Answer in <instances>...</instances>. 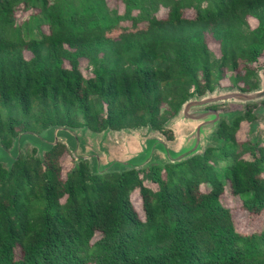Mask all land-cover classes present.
Instances as JSON below:
<instances>
[{"label": "trees", "instance_id": "1", "mask_svg": "<svg viewBox=\"0 0 264 264\" xmlns=\"http://www.w3.org/2000/svg\"><path fill=\"white\" fill-rule=\"evenodd\" d=\"M263 58L264 0H0V264H264L222 201L264 215V136L237 139L264 97L180 160H61L79 129L171 139L188 101L260 90Z\"/></svg>", "mask_w": 264, "mask_h": 264}, {"label": "rangeland", "instance_id": "2", "mask_svg": "<svg viewBox=\"0 0 264 264\" xmlns=\"http://www.w3.org/2000/svg\"><path fill=\"white\" fill-rule=\"evenodd\" d=\"M29 56L30 53L26 52ZM264 61V58L262 59ZM86 59L81 60V66H87ZM264 69V66H263ZM228 91H235L231 89H219L217 93H224ZM245 102L237 100H222L215 103L216 111H228L236 110L241 112L244 110ZM206 108V106L192 107L190 112L195 110ZM255 112L259 115L258 119L252 123L250 127L248 123L242 124L237 132V139L241 142L246 139L254 140L258 136H264V104H260L255 108ZM230 120V117H228ZM172 130L173 137L169 139L160 132L150 130L147 127L139 129H125L122 131H110L107 130L102 133H93L89 130L79 129L80 134L79 141L71 146L70 152L65 153L62 156V162L66 168H68L73 158L78 156L89 157L92 160H96L97 167L109 168L117 162H128L133 157L138 156L136 165L142 166L146 164L150 159L152 161L165 160V152L162 150L158 142H153L151 139L157 141H163L168 149H172L174 152H180L184 150L187 137L196 130L199 125L198 120H187L182 117L181 113L173 118L168 124ZM56 133V131H55ZM66 140V137H60L58 139ZM214 143L211 139L203 140V146ZM156 145V146H155ZM151 146V150L147 157L144 155V150ZM152 151V152H151ZM8 154L0 147V161H7ZM105 168V169H106ZM207 189V186H203V190ZM133 204L139 215H143L142 211V198L140 194L135 192L132 196ZM223 203L227 206L233 216V220L237 229L241 232L248 233L254 230H260L264 226V215L259 216L251 214L244 206L239 198H236L229 193H225L222 198ZM264 214V213H263Z\"/></svg>", "mask_w": 264, "mask_h": 264}, {"label": "water", "instance_id": "3", "mask_svg": "<svg viewBox=\"0 0 264 264\" xmlns=\"http://www.w3.org/2000/svg\"><path fill=\"white\" fill-rule=\"evenodd\" d=\"M260 75L262 78V88L258 91L242 92L239 90H235L224 93H217L205 98L193 99L188 101L184 105L182 117L187 120H198L199 125L197 126L196 130L187 137L184 150L180 152H174L172 149H168L163 141L156 140L155 142H158L157 145L163 144L164 149L162 150L165 152V156L171 161H176L185 158L186 156H189L195 151L199 150L202 144L203 136H206L208 131L213 129L220 117L219 112H217L216 110L190 112V109L192 107L205 106L207 104L216 103L222 100H237L245 102L262 98L264 97V69L261 70Z\"/></svg>", "mask_w": 264, "mask_h": 264}]
</instances>
